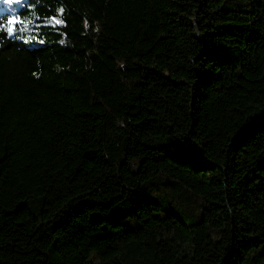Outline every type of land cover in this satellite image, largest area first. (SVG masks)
I'll list each match as a JSON object with an SVG mask.
<instances>
[{"label":"trees","instance_id":"trees-1","mask_svg":"<svg viewBox=\"0 0 264 264\" xmlns=\"http://www.w3.org/2000/svg\"><path fill=\"white\" fill-rule=\"evenodd\" d=\"M0 264H264V0H0Z\"/></svg>","mask_w":264,"mask_h":264}]
</instances>
